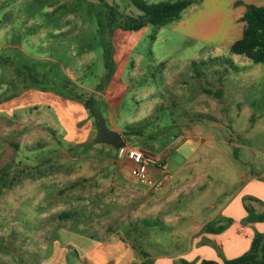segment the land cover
<instances>
[{"label": "rangeland", "instance_id": "obj_1", "mask_svg": "<svg viewBox=\"0 0 264 264\" xmlns=\"http://www.w3.org/2000/svg\"><path fill=\"white\" fill-rule=\"evenodd\" d=\"M191 1L165 26L128 31L106 26L104 10L117 7L122 24L140 14L129 0H0V264L148 254L154 264L187 248L145 236L143 185L96 142L86 101L97 117L105 98L119 102L126 141L150 158L174 155L178 173L159 197L170 219L181 216L182 240L210 215L214 193L241 183L239 172L264 173V64L230 52L240 18L212 42L183 29L202 4ZM197 130L203 142L191 139Z\"/></svg>", "mask_w": 264, "mask_h": 264}, {"label": "crops", "instance_id": "obj_2", "mask_svg": "<svg viewBox=\"0 0 264 264\" xmlns=\"http://www.w3.org/2000/svg\"><path fill=\"white\" fill-rule=\"evenodd\" d=\"M237 1L264 6V0H202L201 7H198L195 11L196 16L186 22L183 29L196 30L202 38L211 42L218 40L224 28L233 25L245 11V7H242V5L236 6L234 4ZM237 10L238 14L236 13ZM105 99V103H102L105 104L103 106L104 113L100 118L106 128L117 132L121 136L125 147L139 149L130 139L126 141L123 135V129L119 125V102ZM201 136L200 131L197 130L191 139L203 142L204 139ZM220 142L222 144L226 143L225 140ZM235 146L244 149L246 147L243 144H236ZM144 154L147 159L152 161L150 171L154 178L163 181V186L158 191H151L142 186L145 194L141 203L143 211L141 220L144 223V234L145 236L169 235L177 238L176 242L188 244L187 248L174 259L171 258V260L167 255H161V258L157 261L154 260V264H199L202 260H210L220 264L225 259H233L244 254L249 249L256 233L264 236V222H244L247 216L246 207L252 209L256 215H264V173L258 176H243L239 172L238 178L241 179V183L233 191L220 190L214 193L211 199L212 202L209 203L210 215L206 219H200V221H191L188 225L187 238L183 236L186 240H182L180 239L183 234L182 227L178 223L182 219L181 216L173 214V219H170L163 211V204L160 203L161 200L165 203V200L163 197L162 199L159 197L163 192H166L165 189L171 183L175 174L178 173L180 164L174 162V155H170L169 149L156 158H150L145 152ZM225 160L228 163L230 162L227 157H225ZM119 161L123 167L127 166L122 160ZM235 161H238L237 157H235ZM221 162L219 161V163ZM114 163L117 162L114 161ZM110 191H113L111 187ZM129 193L133 195L131 190ZM154 226L156 227L152 231ZM165 227L171 229L166 232L163 229ZM92 253L93 250L90 254ZM143 258H147L152 264V260L156 257L148 254L143 255ZM143 261L142 258H136L135 260L129 259L127 263L118 264H140Z\"/></svg>", "mask_w": 264, "mask_h": 264}, {"label": "trees", "instance_id": "obj_3", "mask_svg": "<svg viewBox=\"0 0 264 264\" xmlns=\"http://www.w3.org/2000/svg\"><path fill=\"white\" fill-rule=\"evenodd\" d=\"M102 1V0H98ZM133 7L140 13L136 17H127L121 24L122 15L117 7L105 5V25L118 26L123 30L138 31L145 26H165L178 19L181 14L192 4L191 0L164 1L156 4H147L143 0H129ZM237 5L242 3L237 2ZM245 11L240 17L243 24L241 37L230 46V52L242 55L254 63L264 64V6L245 4ZM85 108L90 115L97 119L91 105L85 102ZM125 135H128L126 132ZM247 216L245 223L264 222V215H254L252 209L246 207ZM67 216L61 214L59 217ZM140 264H151L144 260ZM187 264V263H184ZM199 264H219L210 260H202ZM220 264H264V236L255 234L249 249L239 257L225 259Z\"/></svg>", "mask_w": 264, "mask_h": 264}, {"label": "built area", "instance_id": "obj_4", "mask_svg": "<svg viewBox=\"0 0 264 264\" xmlns=\"http://www.w3.org/2000/svg\"><path fill=\"white\" fill-rule=\"evenodd\" d=\"M118 160H122L129 167V175L141 185L151 191H158L163 181L154 178L150 171V162L142 150L124 147L117 150Z\"/></svg>", "mask_w": 264, "mask_h": 264}, {"label": "water", "instance_id": "obj_5", "mask_svg": "<svg viewBox=\"0 0 264 264\" xmlns=\"http://www.w3.org/2000/svg\"><path fill=\"white\" fill-rule=\"evenodd\" d=\"M97 124V143L111 146L115 150L125 147L121 136L115 131L108 130L100 117H97Z\"/></svg>", "mask_w": 264, "mask_h": 264}]
</instances>
